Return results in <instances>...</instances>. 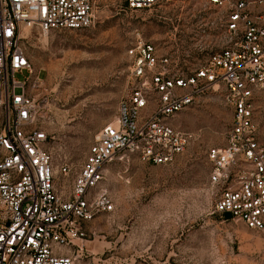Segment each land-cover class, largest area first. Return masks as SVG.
I'll use <instances>...</instances> for the list:
<instances>
[{
	"label": "built area",
	"instance_id": "obj_1",
	"mask_svg": "<svg viewBox=\"0 0 264 264\" xmlns=\"http://www.w3.org/2000/svg\"><path fill=\"white\" fill-rule=\"evenodd\" d=\"M161 0H124L143 11ZM96 0H0V264H75L66 254L86 239L81 229L113 211L103 186L104 169L137 157L167 165L183 154L191 134L167 119L208 90H220L231 110L223 146L207 154L213 213L264 234V140L256 119L264 98V0H209L226 10L223 48L192 70L140 38L127 49L132 88L115 124L94 137L70 189L71 169L52 156L46 133L48 102L23 46L26 31H81L91 26ZM26 73L23 82L16 75ZM152 108V113L148 109ZM80 248V247H79Z\"/></svg>",
	"mask_w": 264,
	"mask_h": 264
},
{
	"label": "rangeland",
	"instance_id": "obj_2",
	"mask_svg": "<svg viewBox=\"0 0 264 264\" xmlns=\"http://www.w3.org/2000/svg\"><path fill=\"white\" fill-rule=\"evenodd\" d=\"M225 21L226 10L209 0H161L143 11L128 10L124 0H96L89 28L25 36V54L40 81L36 93L48 102L52 156L71 169L60 181L64 192L132 88L127 49L136 38L187 71L223 48ZM26 78L15 76L18 82ZM256 119L264 140V98ZM230 122L221 91L208 90L167 119L192 136L172 163L128 157L105 167L103 186L113 211L82 223L85 241L66 254L75 264H264V234L213 213L207 154L223 146Z\"/></svg>",
	"mask_w": 264,
	"mask_h": 264
},
{
	"label": "bare ground",
	"instance_id": "obj_3",
	"mask_svg": "<svg viewBox=\"0 0 264 264\" xmlns=\"http://www.w3.org/2000/svg\"><path fill=\"white\" fill-rule=\"evenodd\" d=\"M29 33V31H26L25 34L23 35V40L25 39V36ZM112 125L115 124V122L111 123Z\"/></svg>",
	"mask_w": 264,
	"mask_h": 264
},
{
	"label": "trees",
	"instance_id": "obj_4",
	"mask_svg": "<svg viewBox=\"0 0 264 264\" xmlns=\"http://www.w3.org/2000/svg\"><path fill=\"white\" fill-rule=\"evenodd\" d=\"M223 217H225V218L229 219V217H227V216H223Z\"/></svg>",
	"mask_w": 264,
	"mask_h": 264
}]
</instances>
